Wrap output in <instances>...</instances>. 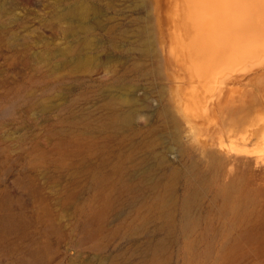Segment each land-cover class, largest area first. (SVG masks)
<instances>
[{"label": "rangeland", "instance_id": "374dc122", "mask_svg": "<svg viewBox=\"0 0 264 264\" xmlns=\"http://www.w3.org/2000/svg\"><path fill=\"white\" fill-rule=\"evenodd\" d=\"M179 3L0 0V264H264V38L189 71Z\"/></svg>", "mask_w": 264, "mask_h": 264}, {"label": "bare ground", "instance_id": "6f19581e", "mask_svg": "<svg viewBox=\"0 0 264 264\" xmlns=\"http://www.w3.org/2000/svg\"><path fill=\"white\" fill-rule=\"evenodd\" d=\"M211 1L180 0V3L178 4V7H183L188 14L190 11L193 15V18H190L191 20L188 18L190 21L188 22V25H185L183 23V25L181 24L182 29L180 31H184L185 36L182 37V34L180 32L178 33V28L175 27L173 29L174 39L172 41L174 45L180 49L182 59H186L187 62L185 63V65L189 71H196L197 68L195 63H197L203 69H205L206 73H210L212 72V69L216 63H218V65L221 64L223 56L231 53L228 48L229 44L233 41L243 43L245 45L258 41V37L264 38L263 33L257 34L254 32V30L250 35L243 34L244 30L242 28V24H244L245 20L248 19V16L252 18V20L254 21L253 23H257V21H259L258 19L260 15H258L257 12V5L254 6L251 4H260V7L261 2L259 0H255L254 2H251L250 0ZM208 2H210L212 8L208 7ZM229 8L231 9V11H233L234 16L228 15L227 9ZM206 15V21L203 22ZM201 17L202 20L200 19ZM172 22H175V20ZM222 22L227 23V36L224 40L220 39L221 37L217 36L221 33H219V25ZM199 89L200 87L198 88V91L196 92L193 99L199 98V94L201 93V91H204V88L202 90ZM240 117L242 116L238 115V117L236 118ZM234 120L235 122L237 121V119Z\"/></svg>", "mask_w": 264, "mask_h": 264}]
</instances>
